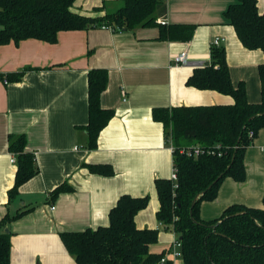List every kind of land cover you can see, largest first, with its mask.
<instances>
[{
  "label": "crops",
  "instance_id": "1",
  "mask_svg": "<svg viewBox=\"0 0 264 264\" xmlns=\"http://www.w3.org/2000/svg\"><path fill=\"white\" fill-rule=\"evenodd\" d=\"M236 0H161L153 13L160 25H193L188 41L158 40V26L132 31L100 27L59 32L55 43L28 39L0 46V74L23 72L21 80H0V220L20 209L33 210L11 222L10 264H73L62 244L61 232H80L107 226L108 213L121 195L149 196L135 216L138 229H158L152 253L170 249L178 238L156 220L159 208L154 182L170 179L172 149L165 143L163 126L154 122V107L229 105L230 96L186 86L194 67L209 63L210 46L223 39L232 84L243 82L249 103L260 101V50H248L226 23L224 11ZM121 0H76L72 11L99 17L114 13ZM264 13V0H257ZM185 53L187 64L175 59ZM29 68V70H25ZM107 71L103 109L113 117L99 133L97 148L87 150V75ZM26 136V151L35 156L38 174L8 201L16 166L8 152V136ZM109 164L114 175L104 177L82 168ZM245 180L226 178L217 197L199 206V217L212 221L232 205L261 208L264 191V128L245 151ZM61 184L71 192L48 201ZM163 230V231H162ZM173 264H182L176 259Z\"/></svg>",
  "mask_w": 264,
  "mask_h": 264
},
{
  "label": "trees",
  "instance_id": "2",
  "mask_svg": "<svg viewBox=\"0 0 264 264\" xmlns=\"http://www.w3.org/2000/svg\"><path fill=\"white\" fill-rule=\"evenodd\" d=\"M76 0H0V46L33 39L55 43L59 32L111 27L114 31H132L138 26H158V40L188 41L193 25H160L153 13L161 0H121L114 13L88 17L73 12ZM226 23L248 50H260L264 57V13L257 0H236L224 11ZM25 70H29L26 68ZM23 72L1 75L8 82L21 80ZM260 101L249 103L243 82L232 84L222 46H210L209 63L194 67L186 86L197 90L215 91L230 96L229 105L154 107L151 116L163 126L165 143L172 148L176 181L156 179L154 182L159 208L157 222L177 234L182 264H264V191L262 207L232 205L212 221L199 217L202 202L217 197L223 180H245L244 156L258 132L264 128V61L258 66ZM87 150L97 148L99 133L114 115L103 109L100 96L106 89L107 71L91 69L87 75ZM252 133V136H249ZM26 136L9 135L8 152L14 158L16 172L8 201L19 195V188L35 177L39 170L35 156L26 151ZM199 147L203 154L196 157L180 154L181 150ZM210 150L213 153L207 154ZM220 154V155H219ZM91 174L110 177L109 164H86ZM71 192L61 184L49 193L53 202L59 194ZM199 196L192 208L193 199ZM149 196L134 198L121 195L108 213L107 226L65 231L59 234L65 249L74 258L73 264H157L166 254L152 253L158 229H138L135 216L145 209ZM33 209H20L0 220V264H10L11 232L7 226ZM165 264H172L167 260Z\"/></svg>",
  "mask_w": 264,
  "mask_h": 264
},
{
  "label": "built area",
  "instance_id": "3",
  "mask_svg": "<svg viewBox=\"0 0 264 264\" xmlns=\"http://www.w3.org/2000/svg\"><path fill=\"white\" fill-rule=\"evenodd\" d=\"M101 29H105V30H109V31H114L111 27L109 26H101L100 27ZM224 40L223 39H220V38H215L213 41H212V45H215V46H219ZM175 62L177 65H185L187 64V58H186V55L185 53H181V55H179L176 59H175ZM3 82L6 84L7 83V80L4 79ZM249 136H252V133H249ZM172 149V148H171ZM204 151H202L199 147H193V148H188V149H184V150H181L180 151V154H183V155H187V156H193V157H196L200 154H203ZM213 153L212 151L208 150L207 151V154H211ZM220 155V154H219ZM14 158H11V163H14ZM170 179L172 181H176L177 177H176V171L174 170L173 168V172L171 174V177ZM173 249V250H172ZM181 257V253H180V242L178 241V239H176L170 249L168 250V252H166V254L160 259V261L157 263V264H165V262L167 260H170L171 263H173L176 259H180Z\"/></svg>",
  "mask_w": 264,
  "mask_h": 264
},
{
  "label": "water",
  "instance_id": "4",
  "mask_svg": "<svg viewBox=\"0 0 264 264\" xmlns=\"http://www.w3.org/2000/svg\"><path fill=\"white\" fill-rule=\"evenodd\" d=\"M198 197H199V196H196V197L193 199L192 203H191V207H190V216L192 215V208H193V206L195 205V202H196V200H197ZM5 232H8V229H7V228L5 229Z\"/></svg>",
  "mask_w": 264,
  "mask_h": 264
},
{
  "label": "rangeland",
  "instance_id": "5",
  "mask_svg": "<svg viewBox=\"0 0 264 264\" xmlns=\"http://www.w3.org/2000/svg\"><path fill=\"white\" fill-rule=\"evenodd\" d=\"M163 231V230H162ZM167 233L168 234H170V233H173L172 231H170V230H167ZM173 250V249H172ZM166 252H168V250L166 251ZM173 264V263H172Z\"/></svg>",
  "mask_w": 264,
  "mask_h": 264
}]
</instances>
